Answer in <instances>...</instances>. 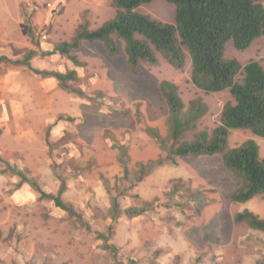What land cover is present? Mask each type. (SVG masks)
Masks as SVG:
<instances>
[{"label": "rangeland", "instance_id": "374dc122", "mask_svg": "<svg viewBox=\"0 0 264 264\" xmlns=\"http://www.w3.org/2000/svg\"><path fill=\"white\" fill-rule=\"evenodd\" d=\"M137 11L161 22L174 21L175 8L165 0H153ZM114 14L111 0H0V56L17 58L34 49L27 19L47 50L70 41L80 23L93 30ZM116 43L113 55L99 42H83L73 51L84 66L68 85L83 95L61 88L51 77L0 63V264H264V233L233 219L244 209L264 219V193L245 203L232 202L229 196L237 179L223 166L221 154L186 157L152 169L118 201L121 208L152 200L155 205L140 216L111 220L115 183L124 166L132 175L137 162L161 153L136 121L139 113L166 135L161 81L176 84L185 106L196 98L206 104L196 131H212L224 104L233 101L228 89H197L190 80L189 58L182 69H175L157 54L156 64L132 70L123 42ZM224 57L241 67L254 60L264 68V35L241 51L228 42ZM31 64L48 71L72 68L60 55L35 57ZM242 77L241 70L236 80ZM107 132L124 146L126 156L111 146ZM247 139L257 143L264 157V138L248 130H232L228 147ZM173 179H180L179 191L173 192ZM29 181L49 194L63 182L61 200L90 230L64 217ZM108 227L115 258L97 237Z\"/></svg>", "mask_w": 264, "mask_h": 264}, {"label": "trees", "instance_id": "16d2710c", "mask_svg": "<svg viewBox=\"0 0 264 264\" xmlns=\"http://www.w3.org/2000/svg\"><path fill=\"white\" fill-rule=\"evenodd\" d=\"M152 1L111 0L115 8L112 18L93 30L82 22L70 41L59 42L47 50L41 47L35 29L27 19L28 36L34 49L27 50L17 58L0 56V63L23 67L41 78L51 77L61 88L83 95L81 89L68 85V82L76 80L77 69L84 66L73 51L83 42H99L107 53L113 55L118 52L117 39L123 42L126 62L132 70L141 64H156L157 54L175 69H182L189 58L190 80L197 89L204 93L229 90L233 101L224 104L219 124L210 132L196 131L198 120L207 112L206 104L196 98L185 106L176 84L169 80L161 81L159 91L167 107L166 135L162 136L158 128L146 124L139 113L136 117L144 132L158 144L161 153L156 159L137 162L132 175L124 166L122 176L116 180L111 200L112 221L122 216H140L151 209L155 200L144 201L140 206L121 208L119 196L124 190L130 191L152 169L165 164L175 165L178 159L186 157L221 154L223 166L237 179L236 187L229 196L234 203H245L264 193V157L260 155L257 143L247 139L235 147H228L232 130H248L264 138V68L254 60L241 67L237 60L224 57L228 42L241 51L264 35V6L261 0H165L175 8L173 23L154 20L137 11L139 6ZM49 55L65 56L72 68L60 72L32 66L33 58ZM241 70L243 77L237 81ZM84 83L88 85L91 80L87 78ZM106 137L113 148L126 156L123 145L109 132ZM45 140L48 142V130L45 131ZM18 174L22 180L25 178ZM29 182L41 197L52 200L64 217L77 227L90 230L81 215L61 200L63 182L55 194L44 192L35 181ZM179 182L180 179L172 180L173 192L180 190ZM233 219L235 223H245L249 228L264 233V219L248 209L236 213ZM110 233L108 227L105 232L97 233V237L102 240V247L107 253L115 258L116 248L109 241Z\"/></svg>", "mask_w": 264, "mask_h": 264}]
</instances>
